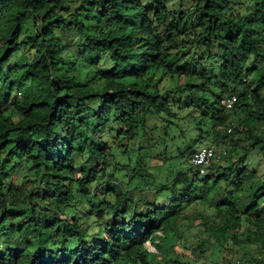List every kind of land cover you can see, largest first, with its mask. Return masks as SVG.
<instances>
[{"label": "trees", "instance_id": "16d2710c", "mask_svg": "<svg viewBox=\"0 0 264 264\" xmlns=\"http://www.w3.org/2000/svg\"><path fill=\"white\" fill-rule=\"evenodd\" d=\"M263 59L264 0H0V264H153L186 209L216 199L226 248L264 261V178L243 164L264 148ZM181 121L247 143L204 174L158 180L149 163ZM18 162L34 178L4 193Z\"/></svg>", "mask_w": 264, "mask_h": 264}, {"label": "rangeland", "instance_id": "374dc122", "mask_svg": "<svg viewBox=\"0 0 264 264\" xmlns=\"http://www.w3.org/2000/svg\"><path fill=\"white\" fill-rule=\"evenodd\" d=\"M158 76L159 73L156 77ZM162 83L164 82H161V84ZM167 85L169 86L171 84L169 83ZM194 102L195 105L200 103V101L197 100V97ZM186 112L187 110L185 109L182 113L185 114ZM230 112L229 123L232 125L236 119H239L243 117L244 114L248 113L249 109L242 108L241 110L236 109V112ZM195 113L197 114L198 112L195 111ZM148 124L153 128L154 124H152V121H149ZM181 124L182 126L180 130L171 125L167 126L166 131H170L169 133L172 138L168 139L164 145L162 144L158 148L161 155L160 159L153 160L149 163L150 166H158V168L156 167L150 170L158 180H162L166 173L168 177L167 181H169L178 171H186V169L193 171L196 169V166L192 164L189 157H192V155L203 146L214 145L217 148L226 149L229 153V157L231 158L234 156L235 158L236 151L238 153L242 152L243 147L247 143L244 139L238 140L237 136H233L231 140V132L227 133L226 131L229 127L227 125L220 127V138H215L212 142L209 138L204 137V135L199 138L195 137V131L194 133L191 131L186 133L187 123L181 121ZM153 129L152 133L155 136L163 133L162 128ZM208 133H210V131L206 132V135H208ZM222 140L225 142H221ZM136 143L137 145H140L141 141H136ZM229 159L220 164L228 165ZM243 164L249 167L257 176L264 178V148L256 147L252 150L243 160ZM10 177L11 179H6L4 181V193L10 180L15 184L27 183L28 186H30V180L34 178L33 171L22 162H18L17 166L11 169ZM247 179V177L244 178L245 181H247ZM218 191H220L219 187L215 189V192ZM138 192V189L135 188L131 193L132 197L136 198ZM248 194V191H240L236 193L235 196L238 201L243 204L248 202ZM217 201L219 200L216 199L210 204L214 207ZM22 203V198L14 201L8 199V206L14 209L21 208ZM205 205L206 204H192L186 209L189 219L179 222L176 230H174L172 240V243L174 244L173 250L165 254H158L156 258L152 259L153 264H236V261L241 259L242 252L245 248H239L234 245L235 250L233 252L226 248L232 244L231 241H223V237L216 235V232L212 227L219 223V219L214 216L216 210L213 209V207H207ZM48 211L49 210H46L40 205L34 206V214L41 223L48 220ZM30 214L31 213H29V215ZM16 240L17 242H23L22 238H17ZM145 245L148 250L155 251L152 242L148 241ZM243 259L245 260V258H242V260Z\"/></svg>", "mask_w": 264, "mask_h": 264}, {"label": "built area", "instance_id": "2783aa9c", "mask_svg": "<svg viewBox=\"0 0 264 264\" xmlns=\"http://www.w3.org/2000/svg\"><path fill=\"white\" fill-rule=\"evenodd\" d=\"M236 95L231 94L226 97L224 105L227 109H231L236 102ZM227 133H230L231 129L227 128ZM227 155V150L223 148H217L214 145L203 146L197 150L191 157V161L194 166L197 167L200 174H204L206 167L214 161H220ZM1 209V205H0ZM236 264H264V261L255 260L247 263L237 261Z\"/></svg>", "mask_w": 264, "mask_h": 264}]
</instances>
